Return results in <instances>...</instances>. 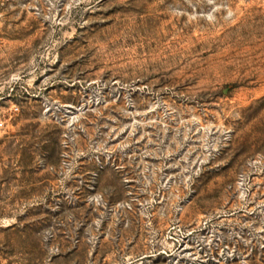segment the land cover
<instances>
[{"label":"rangeland","instance_id":"rangeland-1","mask_svg":"<svg viewBox=\"0 0 264 264\" xmlns=\"http://www.w3.org/2000/svg\"><path fill=\"white\" fill-rule=\"evenodd\" d=\"M0 264H264V0H0Z\"/></svg>","mask_w":264,"mask_h":264},{"label":"built area","instance_id":"built-area-1","mask_svg":"<svg viewBox=\"0 0 264 264\" xmlns=\"http://www.w3.org/2000/svg\"><path fill=\"white\" fill-rule=\"evenodd\" d=\"M4 127V123L0 122V128Z\"/></svg>","mask_w":264,"mask_h":264}]
</instances>
